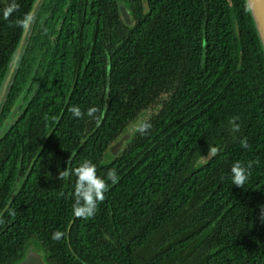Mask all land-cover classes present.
<instances>
[{"label":"trees","instance_id":"1","mask_svg":"<svg viewBox=\"0 0 264 264\" xmlns=\"http://www.w3.org/2000/svg\"><path fill=\"white\" fill-rule=\"evenodd\" d=\"M34 1L5 19L0 0V88ZM33 18L0 109L1 129L22 95L0 140V264L31 243L45 264H264V52L245 0H42ZM84 160L118 182L76 219L58 171ZM237 161H256L242 188Z\"/></svg>","mask_w":264,"mask_h":264},{"label":"clouds","instance_id":"2","mask_svg":"<svg viewBox=\"0 0 264 264\" xmlns=\"http://www.w3.org/2000/svg\"><path fill=\"white\" fill-rule=\"evenodd\" d=\"M19 9V4L16 0H11V3L3 10V16L8 19L14 11ZM34 22V18L31 14H25V16L17 20L15 24L22 28H26L30 23ZM110 89H105V92H109ZM75 118H83L87 115L90 118L96 119L97 124L99 118L97 113L99 109L91 107L87 109L86 113L82 112L78 106H72L68 109ZM239 117H231L229 119L230 130L232 133L240 131V125L236 121ZM151 129V124L147 121H140L133 126L132 131L141 135H146ZM240 145L243 148H249L247 138L240 139ZM215 152V149L213 150ZM256 161H249L246 165L237 161L230 169L231 182L238 188H242L250 175V170ZM69 177H75L74 188L71 195L72 203V215L76 219H89L94 217L97 206L105 199V193L109 190L108 181L114 185L118 182V176L115 169H109L106 173V177L102 178L97 175V168L90 160H84L78 167L71 168L70 162H66L64 170L58 171V179L66 180ZM14 215V213H12ZM259 219L261 223H264V206H260ZM60 233H53V239H59Z\"/></svg>","mask_w":264,"mask_h":264},{"label":"water","instance_id":"3","mask_svg":"<svg viewBox=\"0 0 264 264\" xmlns=\"http://www.w3.org/2000/svg\"><path fill=\"white\" fill-rule=\"evenodd\" d=\"M41 0H35L32 6V10L30 14L32 17H34V13L36 8L38 7L39 3ZM247 8L250 12L255 30L257 32V36L259 38V41L261 43L263 52H264V0H245ZM118 7L120 10V14L124 20V22L127 25H130V18H129V10L127 9V6L123 4L122 2H118ZM30 24L24 28L20 43L18 45V48L15 53L14 60L11 64L10 70L7 74L6 80L3 83L2 90L0 93V103L2 99L4 98V95L6 93L7 87L9 85V82L11 80L12 74L14 72L15 66L17 64V60L21 54V50L23 47V44L26 39V35L29 31ZM108 63H109V58H108ZM109 68V65H108ZM16 110V109H15ZM15 114V111L11 114V117ZM11 118H9L10 120ZM8 125V122L4 124V127L2 131L0 132V138L3 135V133L6 130V127ZM132 133V128H129V130L123 134L120 139L115 142V144L110 148V151L112 154H117V152L121 149L123 146L124 142L128 141ZM16 264H45V262L42 259L41 254H39L35 249H28L27 252L25 253L24 257L18 261Z\"/></svg>","mask_w":264,"mask_h":264},{"label":"flooded vegetation","instance_id":"4","mask_svg":"<svg viewBox=\"0 0 264 264\" xmlns=\"http://www.w3.org/2000/svg\"><path fill=\"white\" fill-rule=\"evenodd\" d=\"M42 1V0H41ZM41 3V2H40ZM40 3H39V5H40ZM38 5V6H39ZM15 57V56H14ZM9 70H10V68H9ZM9 70H8V72H9ZM15 71V70H14ZM8 74V73H7ZM13 74H14V72H13ZM13 74H12V76H13ZM7 77V76H6ZM12 80V79H11ZM10 80V81H11ZM9 84H10V82H9ZM8 87H9V85H8ZM8 87H7V90H6V93H7V91H8ZM1 90H2V88H0V93H1ZM6 93H5V95H4V98L2 99V101H1V103H0V109H1V107H2V104H3V101H4V99H5V96H6ZM21 102H22V95L18 98V99H16V101L14 102V105H13V107H12V109H11V111L9 112V114L7 115V120L3 123V126H2V128L0 129V132L2 131V129H3V127H4V124L6 123V122H8V125H7V127H6V130H5V132L3 133V135L2 136H4V134L6 133V131H7V128H8V126H9V123L10 122H12L13 120H14V118H16V116H17V114H18V110H19V108H20V105H21ZM16 109V110H15ZM15 111V114L11 117V114L13 113ZM9 118H11L10 120H9ZM2 136H1V138H2ZM1 138H0V140H1ZM29 248H27V250H28Z\"/></svg>","mask_w":264,"mask_h":264},{"label":"rangeland","instance_id":"5","mask_svg":"<svg viewBox=\"0 0 264 264\" xmlns=\"http://www.w3.org/2000/svg\"><path fill=\"white\" fill-rule=\"evenodd\" d=\"M31 244H33V245H31ZM30 245H29V249H37V247L35 246V244L34 243H31Z\"/></svg>","mask_w":264,"mask_h":264}]
</instances>
